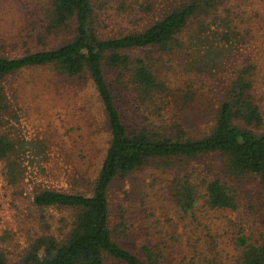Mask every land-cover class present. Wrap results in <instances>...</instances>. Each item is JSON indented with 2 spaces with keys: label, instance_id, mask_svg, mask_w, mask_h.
<instances>
[{
  "label": "trees",
  "instance_id": "obj_1",
  "mask_svg": "<svg viewBox=\"0 0 264 264\" xmlns=\"http://www.w3.org/2000/svg\"><path fill=\"white\" fill-rule=\"evenodd\" d=\"M149 1L130 0L126 6V0H49L37 14L35 28L27 33L24 52L15 57L0 54V126L4 125L1 112L7 107L5 78L42 67L60 78L90 82L110 133L105 158L90 185L72 191L42 187L35 192L31 200L35 213L29 217L32 228L26 230L25 244L15 252L9 249L8 238L2 237L0 264H107L110 260L168 264L157 245H143V257L125 249L115 240L109 222L113 183L155 160L168 161L164 162L168 165L183 159L204 161L206 171H187L174 180L171 197L183 214L204 208L237 211L238 196L232 182L245 176L258 180L264 213V112L254 98L252 65L238 68L213 124L198 134L165 119L162 112L171 90L156 66L164 55L194 49L202 52V61L190 66L201 76L218 73L241 36L249 35L247 29L241 31V25L249 21L233 5L238 0H178L154 22L143 24L153 11ZM249 1L252 6L253 0ZM113 3H120L116 10L126 12L128 18L133 16L129 22L134 26L105 36L100 16ZM63 32L71 38L56 44L49 41ZM124 91L141 112V120L126 123L119 103ZM43 144L16 141L0 132V176L7 188L23 181L24 161L43 156ZM234 240V248L225 255L228 264H264V243L240 234ZM202 248L194 250L205 264H225L217 245L204 244Z\"/></svg>",
  "mask_w": 264,
  "mask_h": 264
},
{
  "label": "rangeland",
  "instance_id": "obj_2",
  "mask_svg": "<svg viewBox=\"0 0 264 264\" xmlns=\"http://www.w3.org/2000/svg\"><path fill=\"white\" fill-rule=\"evenodd\" d=\"M177 1L150 0L153 11L145 16L143 24L154 22L167 6ZM48 2L0 0V54L15 57L24 52L27 33L35 28L37 14ZM129 2L126 0V6ZM119 4H111L113 7L100 16L105 36L134 26L129 22L133 16L128 18L126 12L116 10ZM233 5L249 21V28L247 24L241 25V31L247 29L249 35L241 36L226 65L214 76H201L190 66L202 61V52L194 49L171 52L156 62L159 77L171 90L162 112L165 119L182 124L193 134L213 124L225 89L245 63L252 65L254 98L264 112V3L253 0L250 6L251 1L238 0ZM69 38L71 34L63 32L56 38L49 37V41L56 44ZM154 57L158 58L159 53ZM3 85L7 107L1 112L4 125L0 126V132L16 141H43L46 147L43 156H31L24 161L23 181L15 188H7L0 176V240L8 238L9 249L19 252L26 241V230L32 228L29 217L35 213L31 204L35 192L42 187L72 191L80 185H90L105 158L110 133L103 107L90 82L60 78L51 69L41 67L9 75ZM123 96L119 103L126 123L141 120V112L125 91ZM184 160H176L172 165L155 160L113 183L109 190V222L115 240L140 257L143 245H157L168 264L182 261L205 264L200 253L197 255L200 249L204 250V244L217 245L221 260L228 264L225 255L234 248V239L239 234L264 243L258 180L245 176L232 182L238 196L237 211L215 212L204 208L183 214L171 197L175 178L187 171L207 170L204 161ZM211 167H216V163ZM107 264L119 263L110 260Z\"/></svg>",
  "mask_w": 264,
  "mask_h": 264
}]
</instances>
